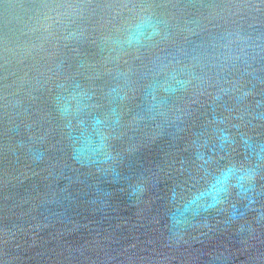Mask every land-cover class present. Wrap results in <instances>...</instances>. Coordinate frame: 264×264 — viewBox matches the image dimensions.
Masks as SVG:
<instances>
[{"label":"water","instance_id":"95a60500","mask_svg":"<svg viewBox=\"0 0 264 264\" xmlns=\"http://www.w3.org/2000/svg\"><path fill=\"white\" fill-rule=\"evenodd\" d=\"M0 264H264V0H0Z\"/></svg>","mask_w":264,"mask_h":264}]
</instances>
